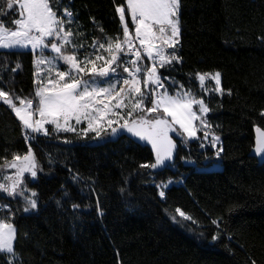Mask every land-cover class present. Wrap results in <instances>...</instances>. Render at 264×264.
I'll list each match as a JSON object with an SVG mask.
<instances>
[{
	"label": "trees",
	"instance_id": "1",
	"mask_svg": "<svg viewBox=\"0 0 264 264\" xmlns=\"http://www.w3.org/2000/svg\"><path fill=\"white\" fill-rule=\"evenodd\" d=\"M6 3L0 0V23L12 28L18 8L9 10ZM180 3L176 55L181 59L158 71L169 79L170 94L183 85L209 107L211 132L222 139L223 169L199 170L215 152L202 151L197 139L186 147L176 140L172 164L158 169L140 168L154 162V153L126 135L113 140L60 133L26 141L19 119L0 102V164L25 154L31 145L43 169L28 183L38 194V211L24 214L20 200L0 194V204L7 206L0 217L14 214L17 228L16 259L0 253V264H264V163L250 156L254 129L264 131V0ZM60 5L57 14L69 8L72 30L82 33L76 36L84 45L80 58L94 52V42L123 39L120 6L134 35L126 0H60ZM33 61L30 51H0V88L33 97ZM17 63L21 68L12 72ZM142 63L150 66L148 59ZM216 72L223 95L200 88L198 74ZM47 127L51 133L52 126ZM169 180L161 198L158 185ZM176 209L195 223L180 218Z\"/></svg>",
	"mask_w": 264,
	"mask_h": 264
},
{
	"label": "snow or ice",
	"instance_id": "2",
	"mask_svg": "<svg viewBox=\"0 0 264 264\" xmlns=\"http://www.w3.org/2000/svg\"><path fill=\"white\" fill-rule=\"evenodd\" d=\"M60 6V0H7V9L18 8V18L13 20L12 28L0 23V50L30 51L37 69L33 97L13 96L0 88V102L19 119L26 141L36 139L37 135L48 137L60 133H72L85 139L89 133L93 134V139L126 135L132 143L151 146L155 160L151 164H141L142 169L172 164L178 148L173 134L185 147L193 139L201 140V148L205 146L203 141L214 148L220 144V137L211 132L212 126L207 120L210 109L204 100L185 91L183 85L170 94L158 71L181 59L175 52L180 36V0H126L134 36L125 21V7L120 6L117 11L123 24V39L108 37L105 43L94 42L91 45L94 52L85 53L83 58L78 53L84 45L76 42V36L82 33L74 32L71 27L74 14L64 8L63 14L58 15ZM168 49L173 51L169 53ZM46 52L51 55H45ZM145 59L152 61L150 66L142 63ZM19 68L21 65L17 63L11 71ZM122 73H127V77ZM198 78L203 83L205 74H198ZM211 79L216 91L222 93L221 74L216 72ZM34 99L37 101L35 107ZM48 125L52 126L51 133ZM255 130L258 133L255 154L264 157V131L259 127ZM201 131L202 138L197 136ZM221 152L222 145L214 154L217 161ZM185 162L194 163L187 159ZM9 168L15 172L0 175V192L13 198L22 197L25 213L38 210V194L28 189L25 182L26 173L35 179L37 172L43 170L31 145L25 154H13L11 160L5 158L0 164V174ZM73 179L78 180L79 176ZM170 183L171 180L158 185L161 198L165 197L163 189ZM96 204L98 215L103 216L98 198ZM0 208L7 206L0 205ZM176 211L183 220L193 221V217L183 211ZM13 217L14 214L0 217V253L11 254L15 259L17 228ZM172 219L181 222L175 215ZM212 223L219 226L220 221ZM218 236L219 233L212 239ZM8 264H12V260Z\"/></svg>",
	"mask_w": 264,
	"mask_h": 264
},
{
	"label": "rangeland",
	"instance_id": "3",
	"mask_svg": "<svg viewBox=\"0 0 264 264\" xmlns=\"http://www.w3.org/2000/svg\"><path fill=\"white\" fill-rule=\"evenodd\" d=\"M125 21L127 22V17H126V15H125ZM129 27V26H128ZM179 39H180V36H179ZM179 44V43H178ZM178 44L176 45V49H177V46H178ZM176 49H175V52H176ZM0 51H7V50H0ZM21 51H28V50H21ZM169 53H171L173 50L172 49H168L167 50ZM82 58V57H81ZM151 63H152V61L151 60H149ZM99 63V62H98ZM43 67V66H42ZM61 70H63V68L61 69ZM124 77H127V76H124ZM211 78V77H210ZM204 83V82H203ZM220 88H222V85H221V83H220V86H219ZM206 93H209V92H214V93H216V94H218V95H223V92L222 93H220V92H217L216 91V85H215V82L211 79V82H209L208 84H206L205 85V89H203ZM185 91H187V90H185ZM34 106H36V105H34ZM198 107V106H197ZM198 123V122H197ZM199 133H202L203 134V132L201 131V132H198L197 133V136L198 137H201L200 135H199ZM218 136V135H217ZM220 137V136H219ZM173 138L175 139V140H178L179 138L178 137H176L174 134H173ZM193 140H195V139H193ZM177 142V141H176ZM149 145V144H148ZM222 145V139H221V137H220V144H217V146L214 148V152H216L217 151V149L220 147ZM150 146V145H149ZM151 147V146H150ZM221 154H222V152L220 153V158H219V160L217 161L216 159H215V156L212 158V159H210V161H207L206 163H205V166L204 167H201V168H199V170L200 171H206V172H211V171H221L222 169H223V166H222V164H221ZM175 155V154H174ZM174 159V158H173ZM6 170V175H13L14 174V172H15V169H5ZM38 173V172H37ZM36 179V178H35ZM35 179H33V178H31L30 177V174H25V182H26V184H27V187H28V189H30L31 191H35L34 189H32V188H30L29 186H28V183L30 182V181H35ZM168 186H170V184H168ZM164 190V189H163ZM0 194H3L4 196H6V197H9L8 195H7V193H3V192H0ZM29 195H30V192L28 193ZM9 198H11V199H18V200H20V202H21V208H22V211H23V208H24V206H25V203H24V201H23V198L22 197H19V196H17V197H15V198H13V197H9ZM1 205V204H0ZM1 209V208H0ZM38 209H39V203H38ZM36 211H38V210H32V211H30V212H28V213H25L24 211H23V213L24 214H32V213H34V212H36ZM14 243H15V241H14ZM9 255H11V254H9ZM16 259V258H15ZM15 259H13L12 258V260H15Z\"/></svg>",
	"mask_w": 264,
	"mask_h": 264
},
{
	"label": "built area",
	"instance_id": "4",
	"mask_svg": "<svg viewBox=\"0 0 264 264\" xmlns=\"http://www.w3.org/2000/svg\"><path fill=\"white\" fill-rule=\"evenodd\" d=\"M69 9V8H68ZM70 10V9H69ZM71 11V10H70ZM72 12V11H71ZM73 13V12H72ZM137 43V45H138V41L136 42ZM150 65H151V62H150ZM162 77V76H161ZM211 76H209V75H205V80H204V83H201L200 81H199V84H200V88L201 89H205V85L206 84H208L209 82H211V78H210ZM162 79L164 80V85H165V88H167V86H168V84H169V79L168 78H164V77H162ZM199 79V78H198ZM164 89H160V91H163ZM33 106H34V104H33ZM35 107V106H34ZM204 147L203 148H201L200 147V149L202 150V151H207L209 148H211V149H214V147H212L211 146V144L208 142V141H205L204 142ZM171 168L172 169H175L176 168V166L175 165H172L171 166Z\"/></svg>",
	"mask_w": 264,
	"mask_h": 264
},
{
	"label": "water",
	"instance_id": "5",
	"mask_svg": "<svg viewBox=\"0 0 264 264\" xmlns=\"http://www.w3.org/2000/svg\"><path fill=\"white\" fill-rule=\"evenodd\" d=\"M256 128H257V127H256ZM256 128H255V129H256ZM255 129H254V134H255V141H256V137H257L258 133L256 132ZM261 130H262V129H261ZM262 131H263V130H262ZM116 138H117L116 136H113V137H112L113 140H116ZM139 143H143V142H139ZM250 156L253 157V158L258 159L260 163H264V157H261V156H258V155L255 154V145H254V148H253V150H252Z\"/></svg>",
	"mask_w": 264,
	"mask_h": 264
},
{
	"label": "crops",
	"instance_id": "6",
	"mask_svg": "<svg viewBox=\"0 0 264 264\" xmlns=\"http://www.w3.org/2000/svg\"><path fill=\"white\" fill-rule=\"evenodd\" d=\"M45 55H51V53L50 52H46Z\"/></svg>",
	"mask_w": 264,
	"mask_h": 264
}]
</instances>
